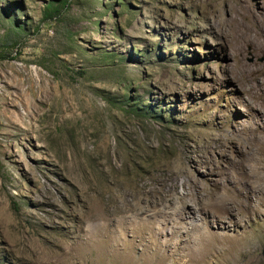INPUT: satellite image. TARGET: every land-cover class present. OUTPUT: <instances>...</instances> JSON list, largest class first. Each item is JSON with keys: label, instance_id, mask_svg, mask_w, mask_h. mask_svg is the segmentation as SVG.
Instances as JSON below:
<instances>
[{"label": "rangeland", "instance_id": "rangeland-1", "mask_svg": "<svg viewBox=\"0 0 264 264\" xmlns=\"http://www.w3.org/2000/svg\"><path fill=\"white\" fill-rule=\"evenodd\" d=\"M261 58L264 0H0V264H264Z\"/></svg>", "mask_w": 264, "mask_h": 264}, {"label": "trees", "instance_id": "trees-1", "mask_svg": "<svg viewBox=\"0 0 264 264\" xmlns=\"http://www.w3.org/2000/svg\"><path fill=\"white\" fill-rule=\"evenodd\" d=\"M51 6H52V4H48L47 7H51ZM56 9H57V8H55L54 10H56ZM16 28H17V30H20V29H21V27H19V26L16 27ZM150 110H151L150 108L146 109V114H149L150 117H155V116H153V115H150V113H151Z\"/></svg>", "mask_w": 264, "mask_h": 264}, {"label": "bare ground", "instance_id": "bare-ground-1", "mask_svg": "<svg viewBox=\"0 0 264 264\" xmlns=\"http://www.w3.org/2000/svg\"><path fill=\"white\" fill-rule=\"evenodd\" d=\"M220 200H221V199H220ZM220 200H219V203H220V204H223L224 206H229V205L226 203L227 201L221 202Z\"/></svg>", "mask_w": 264, "mask_h": 264}, {"label": "water", "instance_id": "water-1", "mask_svg": "<svg viewBox=\"0 0 264 264\" xmlns=\"http://www.w3.org/2000/svg\"><path fill=\"white\" fill-rule=\"evenodd\" d=\"M261 60H264V58H261ZM262 254L264 255V246L262 248Z\"/></svg>", "mask_w": 264, "mask_h": 264}]
</instances>
